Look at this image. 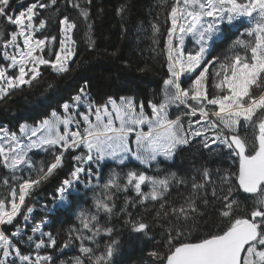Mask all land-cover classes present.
Masks as SVG:
<instances>
[{"label":"snow or ice","instance_id":"1","mask_svg":"<svg viewBox=\"0 0 264 264\" xmlns=\"http://www.w3.org/2000/svg\"><path fill=\"white\" fill-rule=\"evenodd\" d=\"M21 5L0 0L3 104L38 88L47 95L76 72L74 33L97 48L93 0ZM160 5L149 23L167 71L158 92L97 102L84 81L47 119L0 126V264H118L125 231L151 242L138 264H264V0ZM131 11L129 0L116 7L125 23ZM184 152L189 166L174 170ZM61 175L56 203L41 207L78 209L62 237L34 215L37 193Z\"/></svg>","mask_w":264,"mask_h":264},{"label":"trees","instance_id":"2","mask_svg":"<svg viewBox=\"0 0 264 264\" xmlns=\"http://www.w3.org/2000/svg\"><path fill=\"white\" fill-rule=\"evenodd\" d=\"M120 2L121 0H93L92 19L97 48L87 49L84 42L79 40L83 35L82 31L74 33V38L78 39V58L81 67L69 78L57 81L55 90L47 95H41L42 88H38L34 92L17 96L7 104L0 103V126L16 131L18 126L25 122L35 125L42 119L48 118L52 111H59L60 103L75 95L84 81L89 83L91 95L97 102L108 94L118 96L129 92L145 99L162 88L163 81L167 78L165 59L163 55H156L150 50L152 42L149 29V23L160 11V0H129L132 11L126 23L116 14V7ZM67 11L72 17L76 16V12L71 8ZM122 26L127 28L126 33L122 34ZM57 30V26L53 25L52 33L55 34ZM105 49L107 52L104 51ZM116 49H119L117 56L109 55ZM223 49L224 45H218L216 53L219 54ZM124 61L130 66H126ZM137 65H146L150 71L137 72L135 71ZM47 75L49 80L56 79L50 73ZM41 155L43 154H37V159ZM189 160V153H181L180 157L172 162V167L174 170L186 168L189 166ZM104 171L108 172L110 169ZM63 178H65L63 175L56 177L40 189L37 193L36 206L46 204L52 208L56 203L53 200V196L56 195L55 188ZM78 188L81 206L87 207L92 202V192L82 185ZM85 200L88 204L83 203ZM77 211L78 209L72 207H59L55 213L37 212L40 217L36 220H47L49 223L47 230L54 233L61 232L62 237L61 230L66 231L77 224L75 219ZM121 242L122 254L118 257V264H138L140 257L146 256L152 246L151 242L139 239L127 231L122 234Z\"/></svg>","mask_w":264,"mask_h":264},{"label":"rangeland","instance_id":"3","mask_svg":"<svg viewBox=\"0 0 264 264\" xmlns=\"http://www.w3.org/2000/svg\"><path fill=\"white\" fill-rule=\"evenodd\" d=\"M31 2H33V0H23V5H21V6H18L19 8H20V10H23V7H25V6H27L28 4H30ZM47 119V118H46ZM147 129L145 128V131H146ZM93 183H95V181H93ZM82 185V184H81ZM82 186H84V185H82ZM44 205H46V204H44ZM50 209H51V207H49ZM37 212H46L41 206H36V212L34 213V215L36 216V218L37 217H40V215H37L36 213ZM35 222H40L39 220H36Z\"/></svg>","mask_w":264,"mask_h":264}]
</instances>
